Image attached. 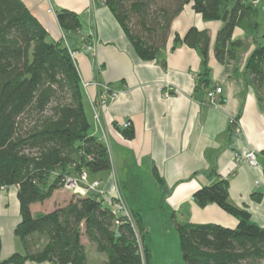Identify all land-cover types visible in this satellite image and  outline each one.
Instances as JSON below:
<instances>
[{"label":"trees","instance_id":"1","mask_svg":"<svg viewBox=\"0 0 264 264\" xmlns=\"http://www.w3.org/2000/svg\"><path fill=\"white\" fill-rule=\"evenodd\" d=\"M96 1L112 13L142 61L153 60L166 45L171 23L186 6L204 21L222 23L213 48L220 64L233 62L236 53L247 47L245 41L233 39V31L242 30L244 39L255 45L246 75L256 87L263 86L264 22L257 37L256 0ZM56 19L63 33L81 27L78 15L70 11H57ZM181 42L201 53L205 71L197 90L211 89L208 32L191 27ZM119 131L125 139L133 138L131 125ZM111 168L103 142L90 132L79 72L63 41H52L21 0H0V188L17 187L20 222L14 236L23 249L21 254L0 258V264H90L82 237L104 257L95 264H151L144 222L149 211L128 195L136 181L118 184L141 234L143 257L129 223L116 226L115 215L99 195H72L66 205L46 214L33 215L30 210L63 189L68 178ZM228 187L229 182L221 179L198 189L193 201L199 208L219 207L237 221L233 228L179 224L169 215L183 264H264V227L253 223L248 211L229 203Z\"/></svg>","mask_w":264,"mask_h":264},{"label":"crops","instance_id":"2","mask_svg":"<svg viewBox=\"0 0 264 264\" xmlns=\"http://www.w3.org/2000/svg\"><path fill=\"white\" fill-rule=\"evenodd\" d=\"M21 1L52 41H63L64 37L69 43L81 84H88L82 94L90 132L100 140L103 134L109 139L112 168L88 176L89 181L99 182L106 192L114 180L120 184L136 181L128 195L149 211L144 222L145 217L154 216L162 222L172 215L179 224L215 223L233 228L237 221L219 207L210 204L199 208L193 201L198 189L226 179L229 203L248 211L251 221L264 227V84L258 88L246 75V62L255 45L251 39H244L242 30L235 29L233 39L245 41L247 47L236 53L233 62L220 64L213 48L222 23L204 21L186 6L171 23L166 45L153 60L142 61L112 13L96 0ZM50 6L54 13L48 12ZM257 6L258 3L256 9ZM60 10L78 15L81 25L78 31L63 33L56 19ZM191 27L209 34V88L222 89L223 103L218 107L207 106L205 90H197L198 78L205 71L202 56L198 49L181 42ZM262 32L263 27L258 28L257 37ZM112 92L117 93L115 98H110ZM124 123L131 124L132 139H125L120 133ZM244 151L259 155L257 167L235 162V155ZM144 181L153 188L151 196L144 191ZM85 195L92 193L79 196ZM71 197L72 193L63 188L44 203L31 205L30 210L33 215L46 214L66 205ZM255 197L260 200L256 201ZM19 222L17 187L3 188L0 191L2 260L23 253L13 233ZM151 242V264H183L176 241L175 262L166 242L153 248ZM81 243L87 251H94L85 237ZM98 256L101 259L89 263L104 259Z\"/></svg>","mask_w":264,"mask_h":264},{"label":"built area","instance_id":"3","mask_svg":"<svg viewBox=\"0 0 264 264\" xmlns=\"http://www.w3.org/2000/svg\"><path fill=\"white\" fill-rule=\"evenodd\" d=\"M48 12L54 13L51 6L49 7ZM63 43H65L64 45L69 51L70 55L73 56L74 53L70 51L64 37H63ZM81 86L85 90L88 84L82 83ZM116 96H117V93L112 92L110 95V98H115ZM204 103L210 107H218L220 104H222L223 103L222 89L219 87H215V88L206 90L204 92ZM233 123L234 121L231 120V124ZM130 125H131L130 123H124L121 129H127L130 127ZM102 142L109 153V144H108L109 142L107 140V137L104 134L102 136ZM262 156H263L262 158L264 159V154H262ZM258 158H259L258 154L254 152L244 151L240 154L235 155V162L236 163L244 162L250 168H255L259 164ZM113 175L114 174L112 172V176ZM87 181H88V176H87V173L84 172L82 173L80 180L77 178L76 179L68 178L65 182V188L74 189L77 195H83L85 194V192H90L92 194L99 195L102 200L107 198L108 200L106 201L104 200V202L116 217L115 225L118 226L120 225L121 222L129 223L133 231L134 237L137 238L139 236L138 234L139 230L135 228V226H137L136 222L134 218L132 217L131 212L124 200V197L122 195L118 182L114 180L110 191L106 192L100 188L99 182L95 181L92 184H86ZM81 184H84L85 186H82ZM138 249L140 250V248Z\"/></svg>","mask_w":264,"mask_h":264},{"label":"rangeland","instance_id":"4","mask_svg":"<svg viewBox=\"0 0 264 264\" xmlns=\"http://www.w3.org/2000/svg\"><path fill=\"white\" fill-rule=\"evenodd\" d=\"M254 2H256L255 3L256 5L258 3V6H257V10H258V22L261 24L259 26V28L262 29V27H263V24H262V21L263 20L262 19L264 18V0H256ZM68 44L69 43H67V45ZM71 52H73V51H71ZM71 57L73 58V60L75 62V58H74L75 55H73ZM107 140L109 141L108 138H107ZM81 176H82V173L79 174L78 176H76V178L80 180ZM87 176H90V175L87 174ZM93 182L94 181H89V179H88V181L86 182V184H92ZM81 185L82 186H85L84 184H81ZM3 188H6V187H1L0 188V191L3 190ZM64 189L66 191H69L70 193H72V195H77L75 193V190L74 189H69V188H65V187H64ZM144 191L149 196H151L153 194V188L151 187V185L149 184L148 181H144ZM143 200H144V197H143ZM144 202H145V200H144ZM145 223L147 224V226L149 228V232H150L149 233V235H150L149 236L150 237V242L152 241L151 242V247L153 248V245H159L161 242H166L167 245H168V247H170V250L168 252L171 255V259L173 260V262H175L174 249H173V245H174L175 241H176V243L178 245V247H177L178 253L180 254L181 252L179 250L178 236H177V233H176V230L174 229V227L171 226L172 224H171L170 219L163 220L162 222H160L158 220V218H156L154 216L153 217H150V219H148L147 217H145ZM135 228H137V230H138V227L137 226H135ZM138 234H139V236L137 238L135 237V241H136V244L138 245V248H140L139 253L141 254V257H143V242L141 240V234L139 232H138ZM139 244H140V246H139ZM155 252L157 253V251H155ZM86 253H87V256H88L89 261L91 260L93 262H96L97 260L101 259L100 256L96 255L94 253V251H92L90 249L88 251L86 250ZM179 259L182 261V256L181 255H179ZM156 263H159V259L158 258L156 259ZM182 263H183V261H182Z\"/></svg>","mask_w":264,"mask_h":264},{"label":"water","instance_id":"5","mask_svg":"<svg viewBox=\"0 0 264 264\" xmlns=\"http://www.w3.org/2000/svg\"><path fill=\"white\" fill-rule=\"evenodd\" d=\"M146 232H147L148 234L150 233L147 224H146ZM116 235H118V232H117V231H116ZM149 236H150V235H149Z\"/></svg>","mask_w":264,"mask_h":264},{"label":"flooded vegetation","instance_id":"6","mask_svg":"<svg viewBox=\"0 0 264 264\" xmlns=\"http://www.w3.org/2000/svg\"><path fill=\"white\" fill-rule=\"evenodd\" d=\"M122 195H123V193H122ZM132 215V214H131ZM133 217V216H132Z\"/></svg>","mask_w":264,"mask_h":264}]
</instances>
